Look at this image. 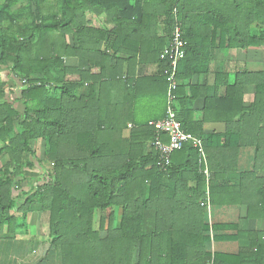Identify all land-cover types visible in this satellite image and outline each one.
<instances>
[{
    "label": "trees",
    "instance_id": "16d2710c",
    "mask_svg": "<svg viewBox=\"0 0 264 264\" xmlns=\"http://www.w3.org/2000/svg\"><path fill=\"white\" fill-rule=\"evenodd\" d=\"M176 24L185 56L173 109L183 131L203 140L208 175L190 144L159 165L155 128L136 118L144 95L164 106L154 121L166 115L171 60L161 55ZM217 49L264 51V0H0V235L25 227L37 203L49 215L56 264H264V231H249L237 254L206 247L207 199L264 219V67L218 71L213 87L195 94L205 87L190 82L210 71ZM143 65L155 71L135 76ZM196 95L204 98L200 113L189 107ZM212 119L223 131L205 136ZM40 139L51 169L35 158ZM246 146L255 150L254 169L238 172ZM33 160L42 183L19 200L14 191Z\"/></svg>",
    "mask_w": 264,
    "mask_h": 264
},
{
    "label": "crops",
    "instance_id": "0c3cea01",
    "mask_svg": "<svg viewBox=\"0 0 264 264\" xmlns=\"http://www.w3.org/2000/svg\"><path fill=\"white\" fill-rule=\"evenodd\" d=\"M68 38L69 42H71V37L69 36ZM103 46L104 43H102L100 47ZM65 62L69 66L82 69L87 68L86 62L78 57H67ZM240 68H248L251 71L263 70V50L259 49L257 51L245 52L238 57L237 53L233 51H227L226 49L223 51L219 49L215 50L213 52L210 71L193 77L190 82L192 85L205 87L198 91L194 88V93H202L201 91L213 87L216 72L228 71L234 73ZM154 71V66L143 65L139 71L136 69L135 76L150 75ZM124 73H126L125 70ZM1 75L2 78L9 81V83L13 80L12 77L6 76L7 72ZM85 90L86 88L84 86L82 91ZM224 90L225 88H221L219 94H223ZM145 92L150 93L149 90H145L144 93ZM187 94H191L189 89ZM253 94V86H247L245 88L244 96L246 104L252 102L254 98ZM151 97L152 96L144 95L136 103V118L138 121H147L148 124H150L164 113V106L162 104L158 106ZM203 106V96L198 95L189 102V107H191L196 113H200ZM198 115L199 114L196 116L198 117ZM215 116L217 115H212V117ZM132 126L133 125L130 123L128 124V127L124 129V137L130 135ZM202 128L203 134L207 136L209 134L223 131L224 124L212 119L211 121L204 123ZM32 148L35 151V158L43 160L41 164L45 169L48 167L47 164H51V168L53 167V162L44 159L46 144L43 139L34 141L32 143ZM33 162L32 170L26 171V180H24L14 191V195L20 197L19 200L25 198L24 194L26 192L31 191L42 183L44 172L40 169L37 160H33ZM254 164V148L250 146L240 148L237 159V171H252L254 169ZM33 169H35L36 172H34ZM222 198H225V196H222ZM30 209L31 212L27 215V224L25 227L18 229L15 234L4 233L0 235V264H56V255L48 250L49 245L47 243V235L49 231V215L47 212H43L37 203H33ZM205 217L206 222L209 225V231H207L209 240L206 247L212 254H237L242 247L247 245L249 231H264V219H247L246 206L238 204L210 203L209 212H207L206 209Z\"/></svg>",
    "mask_w": 264,
    "mask_h": 264
},
{
    "label": "built area",
    "instance_id": "2783aa9c",
    "mask_svg": "<svg viewBox=\"0 0 264 264\" xmlns=\"http://www.w3.org/2000/svg\"><path fill=\"white\" fill-rule=\"evenodd\" d=\"M185 42L182 38V32L179 25H175L172 39L161 55V58L168 57L170 61V67L164 71L166 80L168 82L167 87V107L166 115L159 121H153L150 123L155 128L157 136L154 140V146L159 151L160 160L159 165L167 167L171 163V154L177 150H181L186 144L192 145L198 152L199 162L205 164V174L208 175V169L206 166V153L204 150L203 140L191 133L184 132L181 122L176 118L175 111L173 109L174 94L176 89V69L177 63L185 56ZM166 135L167 141H163L162 136ZM206 209L209 212L210 202L207 199ZM207 264H213V259Z\"/></svg>",
    "mask_w": 264,
    "mask_h": 264
},
{
    "label": "rangeland",
    "instance_id": "374dc122",
    "mask_svg": "<svg viewBox=\"0 0 264 264\" xmlns=\"http://www.w3.org/2000/svg\"><path fill=\"white\" fill-rule=\"evenodd\" d=\"M263 67H264V51H263ZM39 154H40V152H39ZM50 165H51V164H50ZM50 165L47 164V166H48L47 169H50V168H51ZM33 171L36 172L35 169H33ZM207 212H208V211H207Z\"/></svg>",
    "mask_w": 264,
    "mask_h": 264
}]
</instances>
